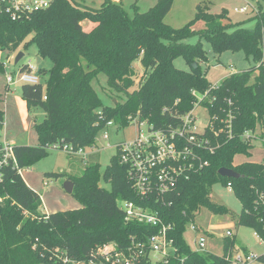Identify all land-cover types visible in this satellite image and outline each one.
Segmentation results:
<instances>
[{
	"label": "trees",
	"instance_id": "1",
	"mask_svg": "<svg viewBox=\"0 0 264 264\" xmlns=\"http://www.w3.org/2000/svg\"><path fill=\"white\" fill-rule=\"evenodd\" d=\"M172 3L156 0L146 11L136 9L133 17L115 0H103L98 7L52 0L47 9L18 20L0 12V50L30 35L38 54L51 60L45 85L20 87L27 109L44 112L41 121H34L38 143L14 146L20 168L44 158L54 143L74 148L96 146L107 121L124 126L136 119L156 130H175L199 97V104L209 113L204 131L196 135L198 144H193L196 158L192 168L159 200L152 197L147 201L135 194L118 150L102 174L94 162L67 178L73 182L71 195L80 204L78 208L48 214L42 212L41 196L17 170L12 165L4 167L0 264H98V249L107 244L137 255V264H232L235 239L231 236L223 239L220 255L192 250L184 238L186 227L200 209L219 215L228 212L211 200V188L218 182L229 184L241 203L238 225L253 229L264 243V162L233 163L236 155H250L253 136L264 142V10L253 16L252 28H244L242 22L229 21L225 10L211 13L206 4L198 3L193 19L174 28L164 22ZM83 20L93 24L91 29L83 28ZM197 20L203 22L202 28H193ZM193 35L198 36L195 44L183 42ZM202 39L217 54L243 51L256 65L228 75L211 88L200 70L207 58ZM177 56L185 58L190 70L174 66ZM135 62L143 68V76L137 80ZM23 69L25 64L20 66ZM4 72L0 60V73ZM101 74L106 77L110 105L102 102L92 85ZM3 120L0 107V123ZM221 167L240 176H220ZM64 174L46 175L57 178ZM121 201L149 205L170 225L173 250L167 258L151 261L146 249L139 253L137 243L146 242L158 226L126 220ZM256 259L264 264V253Z\"/></svg>",
	"mask_w": 264,
	"mask_h": 264
},
{
	"label": "rangeland",
	"instance_id": "2",
	"mask_svg": "<svg viewBox=\"0 0 264 264\" xmlns=\"http://www.w3.org/2000/svg\"><path fill=\"white\" fill-rule=\"evenodd\" d=\"M87 6H100L103 0H73ZM156 0H121V3L129 17H133L136 9L138 11H146L151 7ZM198 3L206 4L211 13H220L226 11L229 21L233 23L242 22V27L252 28L254 26L253 16L259 9L264 10V1L262 0H173L170 11L165 15L164 22L174 28H180L193 19ZM241 7H245V11H241ZM83 28L91 29L93 24L90 21L83 20ZM203 27V22L200 20L193 22V28L199 29ZM31 36L19 41L15 46L3 48L0 50V60L4 63L5 72L0 74V107H6L7 116L14 108L15 114L9 116V121L12 126L16 123L21 124L27 121H41L44 117V112L40 108L27 109L25 101L21 98L20 87L21 83L11 85V90L6 91V98L1 95L5 83V74L15 75L20 71V66L30 61L39 70L40 83L45 85L48 76L47 70L51 67V60L48 57H41L37 52V47L34 42H30ZM29 41V42H28ZM198 41V36L193 35L183 40L187 44H195ZM202 48L207 56L205 61L200 63V70L206 77L207 81L212 85L218 84L223 78L232 73L249 69L256 65V62L251 57H246L243 51H223L220 54L212 50L210 43L202 39ZM18 52H23V57L17 64L14 63V58ZM264 59V48L262 53ZM173 64L176 68L188 71L190 66L183 56H177L173 59ZM137 70V78L143 76V68L140 63L135 62ZM92 85L96 89L99 97L105 105L112 103L111 98L107 94L106 77L99 75L98 79L92 81ZM5 99V100H4ZM6 104V105H5ZM5 106V107H4ZM192 114L195 117V126L197 131H202L209 120L208 110L200 105L195 104ZM13 119H12V118ZM26 122V124H27ZM147 125L140 126L141 131L146 130ZM139 126L135 120L130 121L127 125L121 126L113 124L107 128L108 138L99 139L96 143V153L87 156V160H83L79 155H71L59 150L49 149L48 154L31 166L23 169L22 178L31 189L35 190L42 199V212H54L58 210L78 208L80 204L76 199L63 189V183L70 175L79 174L87 163H98L99 172L102 174L106 166L110 163V158L117 153L116 144L120 142H130L136 138ZM13 129V127H12ZM15 135V130H12ZM259 133H257L258 135ZM18 144L31 145L38 143V136L32 127H26L21 139L17 140ZM109 143L111 146H107ZM250 155H236L233 163H242L245 161L264 162V142L261 138L253 136L251 138ZM64 172L63 176L48 177L47 173ZM106 188L107 183L101 181ZM211 200L215 203L224 205L228 212L226 214H214L211 211L202 208L194 219V223L198 231L194 232L189 228V224L184 232L186 243L192 250L198 251L197 239L200 235L205 237V250L222 254V242L227 236L226 232L231 231L230 238L235 239L234 249L232 251V260L238 256L244 257V252L251 253L255 256L264 253V243L254 233L253 229L246 226H240L237 223L238 215L241 211V203L233 194L227 185L220 182L215 183L210 191ZM207 232V233H206ZM233 264V263H232ZM246 264H262L257 259L253 258Z\"/></svg>",
	"mask_w": 264,
	"mask_h": 264
},
{
	"label": "built area",
	"instance_id": "3",
	"mask_svg": "<svg viewBox=\"0 0 264 264\" xmlns=\"http://www.w3.org/2000/svg\"><path fill=\"white\" fill-rule=\"evenodd\" d=\"M52 0H0V12L6 13L12 20L23 19L29 15L47 9ZM245 11V7H241ZM39 70L28 61L25 69L20 70L15 75L5 74L7 84L21 83L36 85L40 83ZM216 84L211 85L213 88ZM9 88H6L8 90ZM201 97H199L200 101ZM199 101L195 104H199ZM195 106V105H194ZM193 110V109H192ZM192 110L182 116L181 127L170 131H160L153 129L146 122H138L139 132L136 138L130 142H120L116 144L120 164L126 166L127 176L132 190L141 199L157 200L174 190L179 178L185 176L192 168L196 158L193 153L197 131L195 126V117ZM131 120V121H132ZM4 122V120H3ZM0 123V179L2 170L8 165H12L22 176L23 168H20L14 154V143L12 140L3 139V124ZM208 123V122H207ZM146 124V130L141 131L140 126ZM111 121H107L97 137L96 141L108 138L107 128L112 126ZM207 125V124H206ZM245 135L248 137V133ZM194 144V145H193ZM107 146H111L107 143ZM50 149L66 152L71 155H79L83 160L87 156L96 153V146L88 148H74L70 144L60 145L54 143ZM203 164H206L204 162ZM231 190L230 185H227ZM42 201V199H41ZM44 208V205L42 203ZM120 206L124 211L126 220H136L152 226H158V231L147 238L146 242H139L136 245L139 253L147 250L151 261L162 260L169 256L173 250L172 240L168 237L170 225H166L158 218L157 213L151 207L135 204L133 201H121ZM48 214L47 211H44ZM189 228L194 232L198 231L194 223L189 224ZM231 236V231L226 232ZM198 251L205 250V237L200 235L197 239ZM101 256V262L98 264H137V255L117 251L112 244L104 245L98 249ZM257 256L244 252V257L238 256L232 260L233 264H246L249 260Z\"/></svg>",
	"mask_w": 264,
	"mask_h": 264
},
{
	"label": "crops",
	"instance_id": "4",
	"mask_svg": "<svg viewBox=\"0 0 264 264\" xmlns=\"http://www.w3.org/2000/svg\"><path fill=\"white\" fill-rule=\"evenodd\" d=\"M115 1H120L121 2V0H115ZM93 7H96V6H93ZM81 24L83 26V23L82 22H81ZM0 74H4V73H0ZM11 85H13V83L7 84L6 79H5V83H4V86H3L4 89H3L2 93H1V95H4L5 98H6V95H7L6 91H10L11 90ZM6 88H9V89L6 90ZM1 109H3V111H4V122H3L4 124H3V129H2L3 139H5V140H12L13 143H14V145H28V144H18L17 143V140L22 138V136L24 134V129L26 127H29L31 125H32V127L34 126V122L32 121L29 124L27 121H25L24 123H21V124L16 123L15 126H12V124H10V121H9V116L15 114V112H16L15 109L13 108L9 112L8 116H7L6 107H5V109L1 107ZM26 122H27V124H26ZM12 127L15 130L16 137L12 133V130H13ZM31 145H33V144H31ZM34 145H36V144L34 143Z\"/></svg>",
	"mask_w": 264,
	"mask_h": 264
},
{
	"label": "water",
	"instance_id": "5",
	"mask_svg": "<svg viewBox=\"0 0 264 264\" xmlns=\"http://www.w3.org/2000/svg\"><path fill=\"white\" fill-rule=\"evenodd\" d=\"M23 52H18V54L15 56L14 58V63L17 64L19 62V60L23 57ZM217 173L220 175V176H223V177H230V178H237L240 176L239 173H237L235 170L233 169H230V168H225V167H221L218 169ZM63 189L71 194L72 191H73V182L69 181V180H66L64 183H63Z\"/></svg>",
	"mask_w": 264,
	"mask_h": 264
}]
</instances>
